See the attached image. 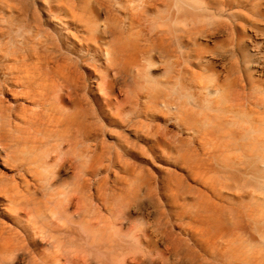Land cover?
I'll return each mask as SVG.
<instances>
[{
    "label": "bare ground",
    "instance_id": "1",
    "mask_svg": "<svg viewBox=\"0 0 264 264\" xmlns=\"http://www.w3.org/2000/svg\"><path fill=\"white\" fill-rule=\"evenodd\" d=\"M0 264H264V0H0Z\"/></svg>",
    "mask_w": 264,
    "mask_h": 264
}]
</instances>
